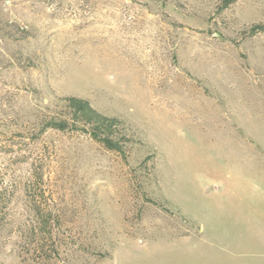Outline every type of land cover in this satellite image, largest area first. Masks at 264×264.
Wrapping results in <instances>:
<instances>
[{
  "label": "rangeland",
  "instance_id": "1",
  "mask_svg": "<svg viewBox=\"0 0 264 264\" xmlns=\"http://www.w3.org/2000/svg\"><path fill=\"white\" fill-rule=\"evenodd\" d=\"M220 1L0 0V264L26 184L108 252L77 264H264V0ZM68 95L142 143L38 134Z\"/></svg>",
  "mask_w": 264,
  "mask_h": 264
},
{
  "label": "trees",
  "instance_id": "2",
  "mask_svg": "<svg viewBox=\"0 0 264 264\" xmlns=\"http://www.w3.org/2000/svg\"><path fill=\"white\" fill-rule=\"evenodd\" d=\"M236 1L221 0V7ZM261 32L264 33V19L241 30L248 36ZM47 130L85 133L123 159L130 156L134 146L142 143L138 134L122 119L103 114L87 99L75 95L56 96L52 108L39 119L38 134ZM24 191L32 216L17 222L15 251L18 264H77L87 257L108 255L98 236L89 233L88 224L78 223L64 206L46 199L40 187L35 190L32 184H26Z\"/></svg>",
  "mask_w": 264,
  "mask_h": 264
}]
</instances>
